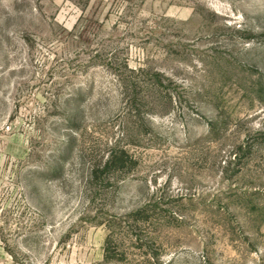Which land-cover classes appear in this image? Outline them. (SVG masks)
Segmentation results:
<instances>
[{
  "label": "rangeland",
  "instance_id": "374dc122",
  "mask_svg": "<svg viewBox=\"0 0 264 264\" xmlns=\"http://www.w3.org/2000/svg\"><path fill=\"white\" fill-rule=\"evenodd\" d=\"M0 264H264V0H0Z\"/></svg>",
  "mask_w": 264,
  "mask_h": 264
}]
</instances>
